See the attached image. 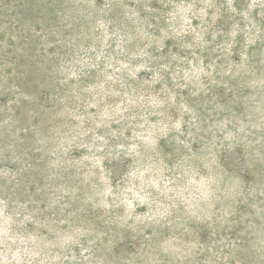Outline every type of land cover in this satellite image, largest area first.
Segmentation results:
<instances>
[{"label":"rangeland","instance_id":"1","mask_svg":"<svg viewBox=\"0 0 264 264\" xmlns=\"http://www.w3.org/2000/svg\"><path fill=\"white\" fill-rule=\"evenodd\" d=\"M190 3L0 0V260L256 264L254 250L264 244V0L251 8L253 0H233L234 11L227 0H212L202 18L173 8ZM174 11L181 14L172 19ZM201 68L215 83L197 80ZM177 73H188L191 83L176 87ZM105 113L104 131L126 137L179 121L180 132L156 140L157 159L174 169L169 160L182 165L181 153L191 149L200 161L185 183L202 194L218 187L210 203L217 216L231 213L228 222L209 227L163 195L133 203L143 224L125 222L115 177L128 159L100 165L112 174L105 185L88 174L86 150L65 154L59 147L81 118L98 122ZM162 175L173 179L171 171ZM79 227L86 232L78 242L54 246L55 233ZM141 230L156 245L179 250L149 248Z\"/></svg>","mask_w":264,"mask_h":264},{"label":"clouds","instance_id":"2","mask_svg":"<svg viewBox=\"0 0 264 264\" xmlns=\"http://www.w3.org/2000/svg\"><path fill=\"white\" fill-rule=\"evenodd\" d=\"M232 2L233 0H227L229 9L234 11V9H232ZM137 3H140V0H137ZM160 3L164 7H168L172 4V0H160ZM212 6V0H192L190 4L173 5V8H179L184 13L191 12L193 16L199 15L202 18L207 14L205 9ZM254 6H256V0H253V3L249 5L250 8ZM259 6L264 9V3H260ZM196 9H198V12L194 11ZM149 11H151V9H149ZM180 14V12L174 11L169 13V16L175 19V17ZM261 16L264 17V11L261 12ZM181 19L184 21V24L188 23L186 15L181 16ZM180 31H183V25ZM234 35L235 33H233V36ZM164 38H166V35H162L160 40L162 41ZM229 72L230 69L224 70L218 74L227 76ZM200 75L207 77L209 83H215L212 71H204V69L201 68L199 74H197V80H199ZM180 79H183L185 83L179 84L177 81ZM188 83H191L188 73H185L183 77L177 73L174 79L176 87H187ZM200 90L203 91V87H201ZM168 99L170 101L172 97ZM166 103H168V101L162 102L161 106ZM185 112H187V110H185ZM119 114L117 110H113V116ZM106 115V113L101 114L98 122L96 120L90 122L87 116L81 118L72 129L64 135L60 141L59 147L65 154H67L69 150H86L87 155L84 156V159L88 162V174L90 176H96L105 185L108 184V180L105 179V176L112 178V174L110 170L105 172L103 168H100V165L104 161L110 163L113 159L119 157L128 159L129 163L126 169L115 177L117 188L124 197L121 200V204L125 205L128 209L125 222H127V220H132L133 223L139 221L143 224L144 221L141 217L133 215V203L135 202L137 205L147 203L149 199L158 195L166 196L168 200L172 202V208H176L179 203L185 204L186 215L189 218L208 223L209 227L215 225L223 227L224 224L228 222L227 216L231 215V213H227L225 216H217L212 210L213 206L210 203V197L213 193L219 191L218 187L212 186L210 192L202 194L198 189L193 190L189 186L191 183L190 181L185 183L189 176L195 174L200 161V158L192 153L191 149H189L188 153H181L179 158L183 160L182 165L175 164L174 160H169V163L174 164V169L167 168L166 165H162V162L157 159L155 148L156 140L166 136L169 132H180L181 125L179 121L172 122L169 120L160 127L151 125L147 130V134L133 130L132 137H126L124 131L117 132L111 129L104 131V129L108 128V123L105 120ZM108 119L111 120L112 117ZM145 123H147V121H145ZM139 127L144 128V125H139ZM179 143L185 145L183 140L179 141ZM96 169H99V172H97ZM164 171L173 172L172 181L165 182L167 178L162 175ZM169 183H174V187H169ZM162 184L163 187H161ZM182 185L183 187H181ZM169 193H171V195H169ZM185 193H187V195H185ZM100 194L105 195V193ZM147 219L151 221L154 220L155 217L149 216ZM156 222L158 223L159 221ZM59 223L64 224L66 221L62 219ZM85 232L86 230L83 229V227H79L75 228L68 236H64L62 233H55L54 246L63 248L66 244L78 242L80 236L84 235ZM139 234L149 248L155 246L160 248L163 252L179 250L170 249L165 245H156L153 238L145 235L143 230H141ZM241 235H243V233ZM173 240H176V237H173ZM176 242L179 243L178 240H176ZM13 243H15V241H13ZM237 243H239V241ZM167 244H172V241H168ZM235 246L236 245H233V247ZM254 251L256 254V264H264V244L258 245ZM25 253H27V250H25ZM33 255H39V252H34ZM12 259H16V256L13 255ZM7 260L8 257L6 256L4 260H0V264H7Z\"/></svg>","mask_w":264,"mask_h":264}]
</instances>
